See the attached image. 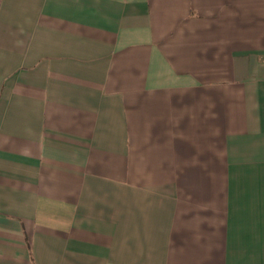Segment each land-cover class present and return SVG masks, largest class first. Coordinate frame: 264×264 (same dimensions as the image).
I'll return each mask as SVG.
<instances>
[{"label":"crops","instance_id":"crops-1","mask_svg":"<svg viewBox=\"0 0 264 264\" xmlns=\"http://www.w3.org/2000/svg\"><path fill=\"white\" fill-rule=\"evenodd\" d=\"M0 264H264V0H0Z\"/></svg>","mask_w":264,"mask_h":264}]
</instances>
